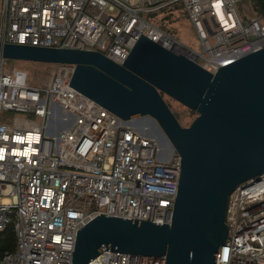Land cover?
Wrapping results in <instances>:
<instances>
[{
	"label": "built area",
	"instance_id": "obj_1",
	"mask_svg": "<svg viewBox=\"0 0 264 264\" xmlns=\"http://www.w3.org/2000/svg\"><path fill=\"white\" fill-rule=\"evenodd\" d=\"M246 1L0 0V42L99 51L122 64L144 35L214 72L264 47V18L237 8ZM171 2L182 4L200 50L147 18ZM12 61L6 67L0 58V232L12 224L15 248L0 264H70L76 231L100 213L170 222L179 155H162L134 119L68 85L74 65L51 64L47 79L32 84L30 61ZM225 222L216 264H264V172L233 189ZM88 264H165V257L103 250Z\"/></svg>",
	"mask_w": 264,
	"mask_h": 264
},
{
	"label": "water",
	"instance_id": "obj_2",
	"mask_svg": "<svg viewBox=\"0 0 264 264\" xmlns=\"http://www.w3.org/2000/svg\"><path fill=\"white\" fill-rule=\"evenodd\" d=\"M0 58L74 65L68 85L122 120L152 119L180 157L170 222L100 213L76 231L70 264H88L103 250L216 264L230 193L264 172V47L214 72L144 35L122 64L99 51L12 42H0ZM164 96L195 113L187 126Z\"/></svg>",
	"mask_w": 264,
	"mask_h": 264
},
{
	"label": "rangeland",
	"instance_id": "obj_3",
	"mask_svg": "<svg viewBox=\"0 0 264 264\" xmlns=\"http://www.w3.org/2000/svg\"><path fill=\"white\" fill-rule=\"evenodd\" d=\"M161 1L165 2L164 0ZM243 4L244 5H242L241 2L237 3V8L240 13L243 12L244 6L246 7L249 6L248 1L244 2ZM159 9L147 14L149 20L153 21L155 24L156 22H160L162 18L161 16L158 15L154 16V14L159 11ZM175 15H178V13L176 12ZM0 21H1V15H0ZM165 25L166 27L172 30L171 35L173 36V38L183 43L184 45L193 48L194 50L197 51L200 50L199 44L195 36L193 35L191 31V27L189 26V22L186 18H177L176 20L173 18V21L166 23ZM5 66L6 67L15 66V63L12 60H6ZM52 68H55V66L48 63L29 62L28 70L30 74L31 83L37 84L47 79ZM164 98L167 104L169 105V107L171 108V110L173 111V113L175 114V116L177 117L180 124H182L183 126H187L193 120V118L195 117V113H193L192 111H190L189 109H187L186 107L179 104L178 102H176L175 100H173L168 96H164ZM55 117L52 118L53 122H56ZM133 125L136 129L143 131L145 135L153 138L157 143V145L158 144L160 145V146L158 145V147H160L161 149H163V151H165L164 153L161 154H165L167 152L166 147L161 142L160 130L158 129L157 125L152 119L145 117H136L133 121Z\"/></svg>",
	"mask_w": 264,
	"mask_h": 264
},
{
	"label": "trees",
	"instance_id": "obj_4",
	"mask_svg": "<svg viewBox=\"0 0 264 264\" xmlns=\"http://www.w3.org/2000/svg\"><path fill=\"white\" fill-rule=\"evenodd\" d=\"M167 2L168 0H164ZM248 5L250 9L249 13L255 14L264 18V0H248ZM178 15H175V13ZM161 14V15H159ZM161 16L160 22H156V25L163 31L171 34L172 30L166 27V23L173 21V18H186V13L183 9V6L180 2H171L165 4L159 9L154 16ZM148 18V17H147ZM149 19V18H148ZM15 248V234L13 231L12 224H9L5 230L0 232V256L4 252H12Z\"/></svg>",
	"mask_w": 264,
	"mask_h": 264
},
{
	"label": "bare ground",
	"instance_id": "obj_5",
	"mask_svg": "<svg viewBox=\"0 0 264 264\" xmlns=\"http://www.w3.org/2000/svg\"><path fill=\"white\" fill-rule=\"evenodd\" d=\"M54 111L58 112L56 108H54ZM55 120H56V119H55ZM161 142L163 143V140H161ZM163 144H164V143H163ZM158 145H159V144H158ZM159 146H160V145H159ZM164 146L166 147V149L168 148L166 145H164ZM166 149H165V150H166ZM159 151H160L161 153H164V152H165V151H163V149H161L160 147H159ZM167 151H168V149H167ZM166 153H167V152H166ZM166 153H165V154H166ZM165 154H162V155H165Z\"/></svg>",
	"mask_w": 264,
	"mask_h": 264
}]
</instances>
